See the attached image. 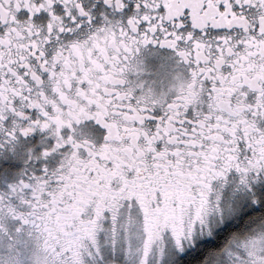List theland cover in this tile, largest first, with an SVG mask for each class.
<instances>
[{
    "label": "snow or ice",
    "instance_id": "snow-or-ice-1",
    "mask_svg": "<svg viewBox=\"0 0 264 264\" xmlns=\"http://www.w3.org/2000/svg\"><path fill=\"white\" fill-rule=\"evenodd\" d=\"M0 264H264V0H0Z\"/></svg>",
    "mask_w": 264,
    "mask_h": 264
}]
</instances>
